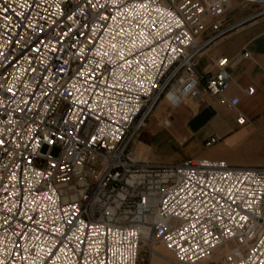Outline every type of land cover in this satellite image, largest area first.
Segmentation results:
<instances>
[{
	"label": "built area",
	"instance_id": "2783aa9c",
	"mask_svg": "<svg viewBox=\"0 0 264 264\" xmlns=\"http://www.w3.org/2000/svg\"><path fill=\"white\" fill-rule=\"evenodd\" d=\"M232 2L0 0V264H264V166L133 151L161 102L238 104L226 57L197 70Z\"/></svg>",
	"mask_w": 264,
	"mask_h": 264
},
{
	"label": "crops",
	"instance_id": "0c3cea01",
	"mask_svg": "<svg viewBox=\"0 0 264 264\" xmlns=\"http://www.w3.org/2000/svg\"><path fill=\"white\" fill-rule=\"evenodd\" d=\"M254 11V6L233 0L225 23L242 24L214 42L200 57L197 69L213 72L215 60L226 57L232 80L225 99L238 97V104L230 107L221 99L207 96L201 101L188 100L172 109L161 102L141 135L150 162L160 164L207 157L237 167L264 166V16L247 21ZM244 52L248 53L247 58H242ZM248 87L254 89L251 95L244 92ZM165 112L169 116L168 127L161 123ZM239 116L244 117L243 124L237 123ZM210 137L217 141L205 147ZM142 149L139 146L135 151Z\"/></svg>",
	"mask_w": 264,
	"mask_h": 264
},
{
	"label": "rangeland",
	"instance_id": "374dc122",
	"mask_svg": "<svg viewBox=\"0 0 264 264\" xmlns=\"http://www.w3.org/2000/svg\"><path fill=\"white\" fill-rule=\"evenodd\" d=\"M160 104V103H159ZM158 107V106H157ZM156 107V108H157ZM163 114L162 116L165 117L167 114ZM141 135L138 137L139 140L133 145V151L136 153L137 157L140 159L148 158L150 160L148 152L144 149L146 146L142 144L141 142ZM139 146H142V150H136V148H139ZM53 153L56 154L57 150L54 149ZM151 248L154 250L155 254L150 258V261L154 259V264H173V257L172 255L163 247V245L160 242H155L151 245ZM227 247H222L219 250H217L214 255H212L209 260L207 261V264H220V258L222 254L225 252ZM143 249H147V247H143ZM166 258V259H165Z\"/></svg>",
	"mask_w": 264,
	"mask_h": 264
},
{
	"label": "bare ground",
	"instance_id": "6f19581e",
	"mask_svg": "<svg viewBox=\"0 0 264 264\" xmlns=\"http://www.w3.org/2000/svg\"><path fill=\"white\" fill-rule=\"evenodd\" d=\"M146 159H148V158H146ZM218 250H219V249H218ZM216 251H217V250H216ZM216 251H215V252H216ZM215 252H214V253H215ZM154 254H155V252L153 253L152 256H154ZM213 255H214V254H213ZM211 256H212V255H211ZM211 256H210V257H211ZM210 257H209V258H210ZM165 259H166V258H165ZM153 261H154V259H152L151 264H154ZM207 261H208V260H207ZM207 261H206L205 263H207Z\"/></svg>",
	"mask_w": 264,
	"mask_h": 264
}]
</instances>
